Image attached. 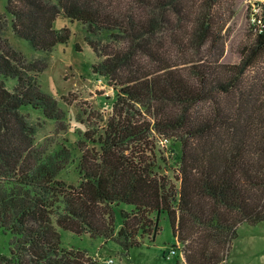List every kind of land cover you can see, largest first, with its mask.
<instances>
[{
  "label": "trees",
  "instance_id": "obj_1",
  "mask_svg": "<svg viewBox=\"0 0 264 264\" xmlns=\"http://www.w3.org/2000/svg\"><path fill=\"white\" fill-rule=\"evenodd\" d=\"M232 0H8L0 17V228L12 235L0 264H97L62 247L59 229L116 241L125 254L154 241L164 213L185 264H227L241 224L264 222V33L236 64L221 62ZM63 15L86 28L95 73L116 90L97 138L80 156L36 142L31 107L57 122L58 101L4 36L49 54L70 39ZM10 17V21L8 20ZM14 80L15 83H10ZM12 84V86L10 85ZM179 142L177 175L160 172L152 137ZM88 143H93L87 147ZM149 153V154H148ZM77 184L59 179L69 166ZM122 210L115 233L114 206Z\"/></svg>",
  "mask_w": 264,
  "mask_h": 264
},
{
  "label": "rangeland",
  "instance_id": "obj_2",
  "mask_svg": "<svg viewBox=\"0 0 264 264\" xmlns=\"http://www.w3.org/2000/svg\"><path fill=\"white\" fill-rule=\"evenodd\" d=\"M7 1L0 0V17L6 15ZM232 1L234 15L226 25L225 52L221 59L227 64L240 62L241 48L249 44L257 33L251 21L250 0ZM54 28L57 31L68 29L70 39L65 44H58L49 54L35 53L28 41L13 34L10 24L4 36L14 48L23 51L27 62L45 64L39 76L41 87L56 98L58 105L66 112V119L57 122L45 118L40 111L31 107L23 110L37 127V144L49 152L67 146L76 156H80L77 143L84 138V134L97 138L105 130L116 99V90L109 84L107 77L94 72L93 66L99 59L87 44L85 26L61 14L55 20ZM259 66L264 67V64L257 65L253 72ZM10 83L15 81L10 80ZM151 140L155 144L157 159L163 158V161L159 160L160 172L173 179L177 175L180 143L157 136ZM93 145L88 143L87 147ZM59 179L68 184H77L79 174L72 165L59 175ZM173 181L178 184L175 179ZM131 208L123 203L114 206L115 233L122 225V210L129 211ZM159 226L160 232L154 241L145 238L141 246L132 248L128 254L112 239L77 235L63 229H59V232L62 247L82 250L97 264H107L109 259L114 260L113 264H185L179 249L176 254H172L173 248L182 246L177 243L164 213L160 215ZM12 238L10 233L0 228V257L10 255ZM226 261L227 264H264V222L238 226Z\"/></svg>",
  "mask_w": 264,
  "mask_h": 264
},
{
  "label": "built area",
  "instance_id": "obj_3",
  "mask_svg": "<svg viewBox=\"0 0 264 264\" xmlns=\"http://www.w3.org/2000/svg\"><path fill=\"white\" fill-rule=\"evenodd\" d=\"M251 3V21L253 26L255 27L257 33H264V10H263V4L264 0H250ZM177 249H179V252L183 258V252L181 250V247H176L172 249V254L177 253ZM114 260L109 259L107 260V264H113Z\"/></svg>",
  "mask_w": 264,
  "mask_h": 264
}]
</instances>
